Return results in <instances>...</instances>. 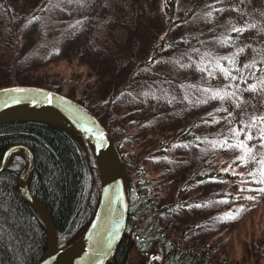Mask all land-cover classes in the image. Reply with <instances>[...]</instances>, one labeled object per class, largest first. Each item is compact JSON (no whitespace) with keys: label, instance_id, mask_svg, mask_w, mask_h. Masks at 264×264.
I'll return each instance as SVG.
<instances>
[{"label":"trees","instance_id":"trees-1","mask_svg":"<svg viewBox=\"0 0 264 264\" xmlns=\"http://www.w3.org/2000/svg\"><path fill=\"white\" fill-rule=\"evenodd\" d=\"M232 1H239L241 14L250 17L238 24L236 16L218 15L219 5ZM77 2L90 4L89 0ZM46 4L47 0H0V48L5 51L3 57L0 55V87L37 85L61 93L86 107L112 139L125 168L129 191L123 231L108 264H124L130 247L147 255L155 245L160 248L161 264H220L213 261L214 242H196L195 238L188 237L192 228L189 224L180 225L177 230L168 228L167 217L189 203L185 197L195 181L225 176L223 172L221 176L216 170L201 169L212 149L218 150L229 140L236 144L228 130L220 129L218 134L210 124L225 107L224 101L240 100L235 85L256 86L264 78V62L258 58L259 48L253 46V38L248 42L251 54L243 59L240 50L246 44L235 35L236 29H249L264 40V0H187L176 17L175 0H159L157 11L163 23H158L151 32V53L146 55V52L130 67L122 65L124 73L119 86L106 85V97L95 107L87 106L81 97L66 93L58 83L38 84L31 80L36 66L31 61L38 43L45 40L50 43L51 37L57 35L55 41L60 42V47H47V55H50L48 50L61 53L72 49L68 35L83 19V14L75 20L59 16L69 11L70 7L64 4H72V0ZM229 6L235 9L233 4ZM130 29L138 35V28L131 26ZM170 33L184 45L188 44L185 49L190 50L189 58L181 49L173 52L175 68H168L167 55L159 54L161 47L167 45L166 36ZM250 63L256 67L248 69ZM224 69L231 75H226ZM209 97L216 101L215 105L208 106ZM119 99L132 103H120ZM152 121L162 128L163 123L171 126L166 127L162 136H155L149 155V150L145 151L139 141L149 132L147 124ZM202 125L208 127L206 131L209 128L214 131L215 139H206L210 132L203 134ZM130 127L133 131L126 141L127 136L122 135ZM211 142L213 145L209 148ZM14 143L26 145L32 154L25 187L48 212L57 249L79 240L91 224L98 197L96 166L83 137L66 126L40 120L0 124V155ZM155 159L163 166L155 165ZM182 161L191 164L180 168L177 165L179 162L183 165ZM22 164L23 155L12 152L0 170V264H33L46 248V233L40 217L17 189V174ZM172 167L178 168L176 175L171 172ZM190 171H194L191 177ZM164 172L170 173L174 181V177L182 180L172 192V198L161 203L166 195L161 186L165 188L172 182L165 178ZM223 195L224 190H219L208 193L205 198H223ZM224 264L237 263L228 260Z\"/></svg>","mask_w":264,"mask_h":264},{"label":"rangeland","instance_id":"rangeland-1","mask_svg":"<svg viewBox=\"0 0 264 264\" xmlns=\"http://www.w3.org/2000/svg\"><path fill=\"white\" fill-rule=\"evenodd\" d=\"M51 2L56 0H47L46 5ZM89 2L90 4L87 2L79 4L77 0H72V4H64L66 8H70L66 14H59L62 18L75 20L78 15L83 14V19L79 22L80 26L72 27L77 29L68 35L70 37L68 44H72L73 47L68 51L62 50L61 53L48 50L50 55H47V47L57 46L59 49L60 42L55 41L57 35L56 38L53 35L50 39L52 40L50 43L54 44L47 43L48 40L38 43L31 61V64L36 63L31 73L34 79L31 80H35L38 84H44L46 81L58 83L66 93H70L73 97H81L87 106L95 107L99 100L105 99L106 85L118 84L119 86L124 73L122 65L130 67L141 59L143 54L151 53L153 42L151 32L155 30L158 23H163V19L159 17L157 11L159 0H89ZM186 3L187 0H175V17L179 15ZM229 4H233L235 9L234 7L232 9ZM219 6L218 15H223V18L225 15L236 16L238 24L241 20L250 17L241 14L243 9L239 1ZM71 23L69 21V24ZM131 26H134L135 30L138 28V35L131 31ZM239 30L235 35L238 39L242 38V42L246 44V47H241L243 49L240 51L241 58L247 59L251 54L252 49L248 47V42L252 37L253 46L257 45L259 48L258 58L264 62V40L261 35L255 33L256 31L251 33L249 29L239 28ZM166 38L167 45L161 47L162 53L159 54L163 57L167 55V60L170 61L167 62L168 68H175L173 52L181 49L184 53L187 52V58H189L190 50L185 49L188 44L184 45L171 33ZM4 54L5 51L0 48V55L3 57ZM255 67L256 64L250 63L248 69ZM246 70L243 69V71ZM0 72L2 73L1 70ZM235 87L240 100L224 101L225 107L217 112L215 122H212L210 126L212 125V129L218 134L220 129L228 130L231 140H234L236 144L229 140V143H223L218 150L212 149L213 151L204 159L201 166V169L205 167L207 170H216L221 176L223 172L225 176L221 178L217 175L219 178H212L210 181H195L191 192L185 197L189 203L182 208L179 207L176 212L168 216L169 218L167 217V227L177 230L180 225H192L190 233L187 234L188 237L195 238L196 242H214L213 261H218L220 264L228 260L237 264H264V191H259L264 189V171H262L264 145L261 144L259 135L261 129H264V121L259 119L264 117V78L256 86L252 83L246 85L239 83ZM206 101L208 106L216 104V101L210 97ZM119 102L132 103L130 100L122 101L121 99ZM141 112L142 109H140ZM188 115L190 117V114ZM253 124L255 127H251ZM162 125L164 128L154 121L147 124L146 130L149 131L145 132L147 137L144 135L139 141V145H143L145 151L149 150V155L152 152L151 147H153L155 136H162L163 133L165 134L166 127L171 126L167 123ZM207 128L202 125L203 134L210 132L206 139H215L214 131L210 128L206 131ZM241 128L244 131L238 136L232 131L233 129L239 131ZM132 131L131 127L127 128L122 137L127 136L126 141H128ZM248 132H251L253 139H246ZM118 137H121V134ZM241 141H244L245 146H239ZM128 145L129 142L124 144L126 147ZM212 145L211 142L209 148H212ZM249 148L251 153L248 152ZM203 156L200 157L201 161ZM238 157H244V159H237ZM178 158L180 161L179 155ZM190 158L192 156L189 160ZM180 162L177 165L180 168L189 167L191 164L189 161H182L183 165H181ZM156 163L163 166L161 161L155 159V165ZM178 171L177 167L175 169L172 167L171 172H174V175ZM225 172H230L232 175ZM164 173L165 178L172 182H168L165 188L162 186L161 189L159 188L166 192L161 203L168 202L169 198H172V192L182 180V178L174 177V181L170 173ZM193 173L194 171H190V174L188 172L189 177ZM219 190H224L223 198H205L208 193ZM173 198L176 199L174 196ZM182 199L184 200L183 197ZM155 246L147 255H142L130 247L124 264H161L160 248L159 245Z\"/></svg>","mask_w":264,"mask_h":264},{"label":"water","instance_id":"water-1","mask_svg":"<svg viewBox=\"0 0 264 264\" xmlns=\"http://www.w3.org/2000/svg\"><path fill=\"white\" fill-rule=\"evenodd\" d=\"M15 120L51 122L79 133L92 152L98 179L95 213L86 233L79 240L57 249L48 212L25 187V175L32 162L29 148L14 143L3 149L0 170L12 152L23 155L17 189L35 209L45 229L44 254L33 264H108L123 231L129 191L125 168L112 139L86 107L61 93L36 85L0 87V124Z\"/></svg>","mask_w":264,"mask_h":264},{"label":"snow or ice","instance_id":"snow-or-ice-1","mask_svg":"<svg viewBox=\"0 0 264 264\" xmlns=\"http://www.w3.org/2000/svg\"><path fill=\"white\" fill-rule=\"evenodd\" d=\"M236 31H240V30L239 29H236ZM240 51H243V49H241ZM219 66H220L219 65V62H217V67H219ZM246 67H247V65H246ZM223 71L225 72L226 75H231L230 73H228L227 69H224ZM215 95H219V93H215ZM14 102H19V101H14ZM49 102H51V100H49ZM259 119L261 121H264V117H260ZM251 127H255V124L251 125ZM232 131L238 136L240 134V132L244 131V129L241 128L239 131H237L236 129H233ZM259 135H260V139H261V144L264 145V129H261ZM246 139L247 140L253 139V136L251 135V132L246 133ZM225 143H227V141H225ZM229 146L231 147V145H229ZM239 146H245L244 141H241ZM248 152L251 153V148L248 149ZM252 158L255 159V157H252ZM237 159L243 160L244 157H238ZM262 163H264V162H262ZM262 171H264V169H262ZM259 191H264V189H259ZM249 199H253V197H249Z\"/></svg>","mask_w":264,"mask_h":264}]
</instances>
